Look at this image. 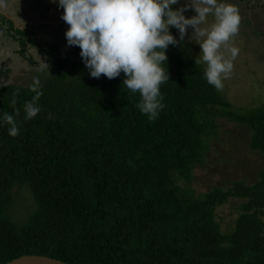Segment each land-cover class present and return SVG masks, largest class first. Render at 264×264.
Masks as SVG:
<instances>
[{
    "label": "trees",
    "instance_id": "1",
    "mask_svg": "<svg viewBox=\"0 0 264 264\" xmlns=\"http://www.w3.org/2000/svg\"><path fill=\"white\" fill-rule=\"evenodd\" d=\"M7 22L21 51L31 44L51 61L38 72L32 117L24 102L34 89L0 85V115L13 112L19 124L16 134L0 126V264L31 255L66 264H264V172L252 185L205 194L179 183L203 160L218 113L246 125L250 148L264 153V107L237 111L188 46L169 45L165 107L150 121L123 73L93 78L78 46L59 54L29 26ZM24 193L31 204L22 208ZM231 199L242 201L241 213L223 231L217 210Z\"/></svg>",
    "mask_w": 264,
    "mask_h": 264
},
{
    "label": "clouds",
    "instance_id": "2",
    "mask_svg": "<svg viewBox=\"0 0 264 264\" xmlns=\"http://www.w3.org/2000/svg\"><path fill=\"white\" fill-rule=\"evenodd\" d=\"M178 3L179 0H59L64 9L61 18L69 25L65 32L67 45L80 48L90 76L99 79L103 74L113 79L123 73V85L133 94L139 92L141 99L136 107L150 121L157 119L165 107L160 86L169 81L166 49L183 43L188 26L194 29L200 45L198 57L206 64L207 83L218 91L223 89L239 51L229 45L241 21L234 4L227 0H186L182 7L173 9ZM189 6L196 15L186 18L184 12ZM209 15L214 21L204 27ZM170 27L178 29L179 41ZM48 64L46 58L41 59L38 67L49 71ZM41 84L40 75L35 74L29 85L34 92L24 102L25 118L40 111ZM12 103L15 105V97ZM19 111L14 107V112ZM5 125L10 133L19 132L13 112L0 115V126Z\"/></svg>",
    "mask_w": 264,
    "mask_h": 264
},
{
    "label": "rangeland",
    "instance_id": "3",
    "mask_svg": "<svg viewBox=\"0 0 264 264\" xmlns=\"http://www.w3.org/2000/svg\"><path fill=\"white\" fill-rule=\"evenodd\" d=\"M6 1L10 12L7 15L15 18L20 28L29 25L28 31L34 32L40 43L55 46L59 54L73 50L75 46H68L66 42L65 32L69 25L61 18L64 9L59 5V0ZM185 2L186 0H179L172 7H182ZM227 2L234 4L241 16L239 31L229 42L230 46L239 51L233 60L229 77L223 81L221 91L237 111L246 112L264 107V0ZM184 15L191 18L196 12L189 6ZM213 21L214 18L209 15L204 27ZM4 23V17L0 16V85L30 87L33 76L44 70L38 67L41 59L46 58L50 63L51 58L31 44L27 45L26 51H21L19 40H14L8 35L9 32L1 29ZM170 32L179 41L178 29L170 27ZM203 39L200 38L201 41ZM196 42L194 29L188 26L181 45L188 46L195 59L206 68V64L198 57L201 48ZM211 111L216 112L215 109ZM216 122L219 125L217 133L211 134L208 139L209 148L196 166L192 179L179 182L182 187L194 189L197 194H205L218 188L226 190L237 182L252 185L260 180L264 172V153L250 148L251 131L248 127L230 121L219 113ZM20 195L19 207H28L31 204L28 194ZM241 203V200L231 199L218 208L217 220L223 231L233 230L241 213Z\"/></svg>",
    "mask_w": 264,
    "mask_h": 264
},
{
    "label": "water",
    "instance_id": "4",
    "mask_svg": "<svg viewBox=\"0 0 264 264\" xmlns=\"http://www.w3.org/2000/svg\"><path fill=\"white\" fill-rule=\"evenodd\" d=\"M9 18L10 21L15 23V21L13 20V18H11V16ZM8 264H66V263L45 256L31 255V256H22L20 258L14 259Z\"/></svg>",
    "mask_w": 264,
    "mask_h": 264
},
{
    "label": "crops",
    "instance_id": "5",
    "mask_svg": "<svg viewBox=\"0 0 264 264\" xmlns=\"http://www.w3.org/2000/svg\"><path fill=\"white\" fill-rule=\"evenodd\" d=\"M7 1L6 0H0V16H3V17H5L7 20L9 19L10 20V16L9 15H7V13H10L9 12V9H7ZM11 18H13V17H11ZM5 20V19H4ZM7 20H5V23L4 24H2V26H1V29H3L4 27H11V25H10V23L9 22H7ZM13 20L15 21V23L14 22H12L13 23V25H14V29H18V30H24V28H26L27 26H29V25H27L26 27L24 26L23 28H20L18 25H17V23H18V21L15 19V18H13ZM27 24V23H26ZM1 31V30H0ZM11 37V36H10Z\"/></svg>",
    "mask_w": 264,
    "mask_h": 264
}]
</instances>
